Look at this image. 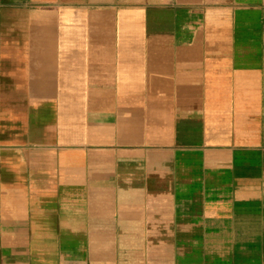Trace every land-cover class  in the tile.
I'll list each match as a JSON object with an SVG mask.
<instances>
[{
    "label": "crops",
    "instance_id": "crops-1",
    "mask_svg": "<svg viewBox=\"0 0 264 264\" xmlns=\"http://www.w3.org/2000/svg\"><path fill=\"white\" fill-rule=\"evenodd\" d=\"M0 264H264V0H0Z\"/></svg>",
    "mask_w": 264,
    "mask_h": 264
}]
</instances>
